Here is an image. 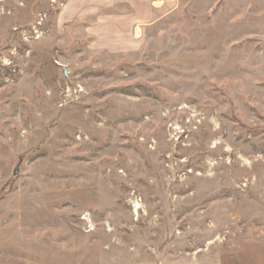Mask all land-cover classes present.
<instances>
[{
	"label": "rangeland",
	"instance_id": "374dc122",
	"mask_svg": "<svg viewBox=\"0 0 264 264\" xmlns=\"http://www.w3.org/2000/svg\"><path fill=\"white\" fill-rule=\"evenodd\" d=\"M71 2L0 0V264L264 242V0H174L115 51Z\"/></svg>",
	"mask_w": 264,
	"mask_h": 264
},
{
	"label": "crops",
	"instance_id": "0c3cea01",
	"mask_svg": "<svg viewBox=\"0 0 264 264\" xmlns=\"http://www.w3.org/2000/svg\"><path fill=\"white\" fill-rule=\"evenodd\" d=\"M173 3L174 0H74L64 14L81 26L94 50H126L127 44L137 40L150 14L164 8L163 4ZM221 264H264V242L223 253Z\"/></svg>",
	"mask_w": 264,
	"mask_h": 264
}]
</instances>
